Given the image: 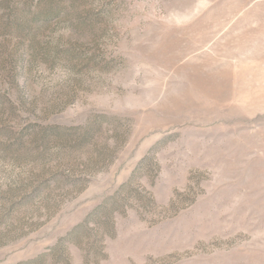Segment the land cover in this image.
<instances>
[{
	"label": "rangeland",
	"instance_id": "obj_1",
	"mask_svg": "<svg viewBox=\"0 0 264 264\" xmlns=\"http://www.w3.org/2000/svg\"><path fill=\"white\" fill-rule=\"evenodd\" d=\"M0 264H264V0H0Z\"/></svg>",
	"mask_w": 264,
	"mask_h": 264
}]
</instances>
